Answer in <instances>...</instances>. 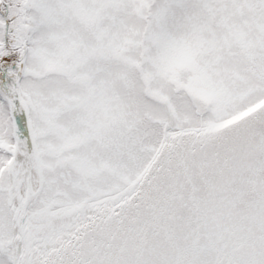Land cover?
<instances>
[{
	"label": "snow or ice",
	"instance_id": "1",
	"mask_svg": "<svg viewBox=\"0 0 264 264\" xmlns=\"http://www.w3.org/2000/svg\"><path fill=\"white\" fill-rule=\"evenodd\" d=\"M0 264H264V0H0Z\"/></svg>",
	"mask_w": 264,
	"mask_h": 264
}]
</instances>
